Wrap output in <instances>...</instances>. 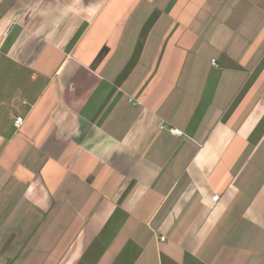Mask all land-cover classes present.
Instances as JSON below:
<instances>
[{
	"label": "crops",
	"instance_id": "crops-1",
	"mask_svg": "<svg viewBox=\"0 0 264 264\" xmlns=\"http://www.w3.org/2000/svg\"><path fill=\"white\" fill-rule=\"evenodd\" d=\"M0 264H264V0H0Z\"/></svg>",
	"mask_w": 264,
	"mask_h": 264
},
{
	"label": "built area",
	"instance_id": "built-area-1",
	"mask_svg": "<svg viewBox=\"0 0 264 264\" xmlns=\"http://www.w3.org/2000/svg\"><path fill=\"white\" fill-rule=\"evenodd\" d=\"M212 63H213V65H216V61L215 60H213L212 61ZM14 125L17 127V128H19V127H21L22 126V124L24 123V117H21V116H17V117H15L14 118ZM172 132H175L176 134L177 133H179L177 130H173ZM220 197H219V195H215L214 196V199L215 200H218ZM162 239H164V237H162Z\"/></svg>",
	"mask_w": 264,
	"mask_h": 264
}]
</instances>
